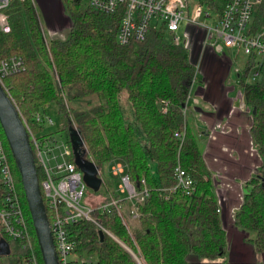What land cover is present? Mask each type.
Masks as SVG:
<instances>
[{"label":"trees","instance_id":"obj_1","mask_svg":"<svg viewBox=\"0 0 264 264\" xmlns=\"http://www.w3.org/2000/svg\"><path fill=\"white\" fill-rule=\"evenodd\" d=\"M61 1L72 21L64 38L45 35L32 0L12 2L5 10L9 31L0 29V61L18 57L21 69L4 76L1 83L33 132L42 128L34 116L55 105L65 131L70 125L80 131L87 159L92 156L101 168L108 160L119 158L132 182L139 188L144 179L149 189L145 201L136 204V224L128 228L114 208L94 211L97 222L118 241L104 232L100 236L98 226L87 220L69 225L73 243L70 260L73 264H190L193 258H223L226 235L217 212L212 174L203 161L194 125L183 115L194 81L193 57L182 45L165 41L163 28L150 31L145 40L120 44L116 40L118 15L98 12L87 0ZM197 1L217 19L230 0ZM263 12L264 0L255 15L257 25ZM257 61L253 54L244 56L237 74L244 105L251 112V142L260 165L245 184L233 221L264 254L262 64L254 72L253 82L246 79ZM90 96L95 100H87L86 108L70 105ZM182 131L180 142L175 133ZM177 157L192 178L194 192L190 195L166 190L174 185ZM11 166L17 174L15 181L37 261L43 264L13 161ZM36 173L39 183L43 172L38 166ZM105 176L110 183L108 191L118 198L112 178L108 173ZM3 193L0 182V199ZM125 205L131 206L121 200V207ZM47 217L50 220L49 211ZM2 238L9 253L0 254V259H5L0 264H26L29 251L22 243L5 235Z\"/></svg>","mask_w":264,"mask_h":264},{"label":"built area","instance_id":"obj_2","mask_svg":"<svg viewBox=\"0 0 264 264\" xmlns=\"http://www.w3.org/2000/svg\"><path fill=\"white\" fill-rule=\"evenodd\" d=\"M22 0H0V29L9 31L7 15L5 10L12 2ZM90 7L98 12L116 14L120 17L116 40L120 44L130 41L145 40L152 30L164 29L170 34L171 42L175 45H182L193 57L194 49L197 47L199 53L208 50L213 54H222L224 48L241 51L244 56L255 55L259 60L264 57V12L260 24L256 25L255 15L262 0H230L226 4L221 16L213 18V25L206 27L194 19L186 18L187 25L184 30V39L177 35L178 26L183 17L185 0H87ZM201 6L198 9L200 11ZM205 17H211L207 11ZM256 23V24H255ZM56 32H47V35H55ZM200 55V54H199ZM198 67L197 64H195ZM261 62L257 61L253 68H257ZM21 69V59L9 57L0 61V82L1 79ZM240 107L243 106V102ZM184 111V110H183ZM233 109L229 112L231 114ZM21 117V116H20ZM22 119V118H21ZM35 122L38 125L52 124V120L44 114H36ZM22 122L27 130L30 146L34 156L36 167L43 172V180L40 186L42 200L50 214L49 226L58 264H73L69 260L72 250V240L69 236V225L81 220H87L98 226L99 230L107 233L106 230L93 218L95 210L107 212L111 208L119 211L121 200L128 201L132 209L131 218L138 216L136 204L142 203L149 196L144 179H141V187L132 182L126 164L122 160H115L110 163L107 172L116 179V190L118 198H112L106 203L96 207L83 201L84 193L88 187L82 178L81 171L73 161L70 146L65 142L58 155L52 154L57 142L52 136L40 135L33 132L25 120ZM1 129V128H0ZM230 128L227 123L217 124L208 132V137L214 140L216 134H228ZM175 136L183 140L184 132H176ZM227 152V148H222ZM51 155V156H49ZM49 156V157H48ZM61 158L51 166V160ZM66 156L68 159L65 160ZM72 157V159H70ZM218 174L213 181H221L222 186L229 189L230 183L224 184ZM174 185L167 188L169 193L177 191L184 195L194 192L192 178L182 168L179 157L173 173ZM0 182L4 187L3 197L0 199V230L10 239L19 241L29 251L26 264H38L34 250L32 235L28 226L27 218L20 200L15 175L10 162V152L5 143V137L0 130ZM243 194L237 196L239 204ZM87 198V197H86ZM219 209H217V212ZM234 213V212H233Z\"/></svg>","mask_w":264,"mask_h":264},{"label":"crops","instance_id":"obj_3","mask_svg":"<svg viewBox=\"0 0 264 264\" xmlns=\"http://www.w3.org/2000/svg\"><path fill=\"white\" fill-rule=\"evenodd\" d=\"M35 1L46 33L58 32L49 29L48 24L67 18L61 0ZM199 54L194 61L198 67L195 65L194 81L184 104L183 115L188 117L189 114L191 118L203 161L212 179L220 173L223 183H230L232 187L227 189L221 181H213L218 196L217 209L226 235V253L223 258L212 261L193 258L190 264H264V254L256 250L248 240V234L233 221V212L239 206L237 196L243 194L246 182L260 165L254 169L253 156L249 152V147L250 151H255L250 136L251 112L244 105L239 81L237 87L234 85L240 69L234 67L233 60L225 54H213L205 49ZM242 102L243 108L240 107ZM232 109L233 112L229 114ZM223 123H227L230 132L218 133L214 140L209 139L210 129ZM224 147L228 153L222 150ZM257 157L260 161L258 154ZM112 180L115 191L116 179Z\"/></svg>","mask_w":264,"mask_h":264},{"label":"water","instance_id":"obj_4","mask_svg":"<svg viewBox=\"0 0 264 264\" xmlns=\"http://www.w3.org/2000/svg\"><path fill=\"white\" fill-rule=\"evenodd\" d=\"M0 127L20 177L42 262L43 264H58L28 133L16 106L1 82ZM67 134L73 161L81 171L83 181L89 189L94 192L98 191L102 184L99 168L85 157L84 140L80 131L70 125L67 128ZM100 236H103L102 231H100ZM8 253V245L3 240H0V254Z\"/></svg>","mask_w":264,"mask_h":264},{"label":"rangeland","instance_id":"obj_5","mask_svg":"<svg viewBox=\"0 0 264 264\" xmlns=\"http://www.w3.org/2000/svg\"><path fill=\"white\" fill-rule=\"evenodd\" d=\"M32 1H33L34 7H35V11L37 12L36 14L38 15V18H39V20L41 22V26L43 28V32L45 33V35L47 37L64 38L65 35L67 34L68 30L70 29L71 25H72V21H71L70 17L68 16V14L66 13V11L64 10L65 14L67 15L66 19H64L62 21H59V22H54V23L50 22L48 24L49 29L58 31V32H56L55 35L49 36L46 33L45 25L41 21V15H40L41 13H39V9L37 8V5H36L37 3H36L35 0H32ZM199 7H200V5H199L197 0H185V6L183 8V13H182L183 17H184V20L181 21V23L178 26V30H177V35L180 36L182 38V40L184 39V30H185L186 25H187V19L186 18L194 19L196 22H198L200 24H203L206 27H211L213 25L212 16L211 17H205L204 16V12L207 11V10L204 7H201L200 11L198 12ZM45 15H48V13H45ZM164 40L167 41V42L171 40V37H170L169 33H165ZM224 54L227 55V57H230L233 60L234 67H236L238 69L242 68L243 62H244V55L242 54L241 51H238V53H237L235 49L224 48L223 49V55ZM198 56H199V50H197V47H196L194 49V53H193V60L195 61L196 59H198ZM260 61L262 63V70L264 71V57L261 58ZM256 70H257V68H253L250 71L249 75L246 78L248 82H253L254 81L253 76H254V72ZM255 79H258V76H256ZM238 81H239V79L236 78V81H235V84H234L235 87L238 86ZM89 99L94 101L95 100V96H90L88 98H86V97L82 98V99H80L78 101L70 103V105L72 107H74V108H77V109L86 108L87 107L86 106V102ZM70 105H69V108H70ZM123 106H124V110L127 111L128 110L127 104L123 102ZM130 112H131V110H130ZM44 115L47 118L49 117L52 120V124L42 125L41 130L39 132H36V134L38 136H40V135H47L48 136V134H49V136H52L53 140H55L57 142V144H56L57 146L55 147V149L53 150L51 155L52 154L58 155L60 150H62V151H63V149L65 150V147L63 148V144H65V142L67 143V141H68L67 131H65V129L63 128L62 117L58 114L55 105H50L48 110L46 111V113ZM187 116H188L187 117L188 121H190L191 118H190L189 114H187ZM73 127H75V125ZM0 130H2V129H0ZM5 143H6V140H5ZM6 145H7V143H6ZM68 145L70 146V144H68ZM7 147H8V145H7ZM8 150H9V148H8ZM249 152H251V154L253 156V157H251V159L253 161L254 169H255L256 166L260 163L259 158L257 157V153L254 150L250 151V147H249ZM51 155H49V156H51ZM89 157H90L89 160L92 161L93 163H95V161L93 160L92 156L89 155ZM66 159H68L67 156H66L65 160ZM70 159H72V157ZM115 160H120V159L119 158H112V159L108 160L104 164V166H102L101 168L99 167V176L102 179L101 187L96 192H94L93 190L88 188L87 191L84 193V196H83V201L84 202L86 201L87 203H89V205H91L93 207H96L99 204L106 203V202L110 201L113 198V194L110 193V191H108L110 183H109L108 179H106L105 174L107 173V170L109 168L110 163L115 161ZM10 161H11V165H12L13 158L11 156V153H10ZM57 162H61V158L59 156H57V160L56 161L55 160H51L50 161V165L53 166ZM13 172H14V170H13ZM218 174H220V173H218ZM14 175H15V177H17L16 172L14 173ZM42 180H41V182H39V186H41ZM111 181H112L111 184L113 186H115V182L112 179H111ZM18 187H19V191L21 192L20 186H18ZM233 192L235 193L234 190H233ZM25 207H27V204L25 205ZM131 209H132V207L130 205H125L123 207H120L119 211L116 210L118 215L122 217V222L124 224H126L127 228H128V226H132V225L136 224V221L133 218H131L130 216L126 215ZM93 218H94V216H93ZM106 232H107L108 235H110L111 237H113L114 239L117 240V238L114 237L108 230H106ZM1 234H3L2 236L5 235L0 230V237L2 238ZM119 243L121 245H124L120 241H119ZM68 258L70 260L72 258V256L70 255ZM3 260H5V259H3ZM3 260L0 259V262H2Z\"/></svg>","mask_w":264,"mask_h":264}]
</instances>
